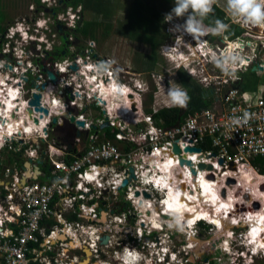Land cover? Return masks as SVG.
<instances>
[{
    "label": "built area",
    "instance_id": "2783aa9c",
    "mask_svg": "<svg viewBox=\"0 0 264 264\" xmlns=\"http://www.w3.org/2000/svg\"><path fill=\"white\" fill-rule=\"evenodd\" d=\"M174 24L179 23L174 19L170 23L166 22L167 33L176 36L178 39L181 36L180 33L169 31ZM247 29L243 35L234 41L228 42L225 37L219 39L218 42L221 40V42L224 41V44H220L221 46L214 45L213 49H210L212 44L209 45L206 41L204 42L205 45L208 44V51L217 54L229 45L238 42L243 45L241 54L246 62L237 68L234 76L225 75L217 68L215 81L208 82V88H213L215 95L220 96L219 107L202 108L184 123L174 127L156 126L152 115L143 110L142 93L144 90L121 81L116 77L114 70H110L109 73H99L100 79L93 81V84L90 81L95 79V75L87 77V80L76 73H71L70 77L59 75V84L69 91L72 98L62 103L64 108L70 109V103L82 108L83 104H79L78 100H84L85 103L86 100H90L96 107L105 111L110 126L114 128L112 132L114 133V141L107 140L96 143L97 138L92 136V144L86 152L75 156L72 160L58 158L52 154H48L47 160L46 154L53 150H50L49 145L47 150L41 147L43 153L38 156L43 155V158L52 164L51 180L47 183L33 180L22 185L20 182L23 176L27 174L26 171H14L13 167L8 166L5 167V172L0 171L4 177L0 178V232L11 230L12 233L8 236L0 235V264H81L87 259L88 252L98 256L110 247L113 236L116 237L121 232L125 234L124 229L129 221L132 225L136 224L137 229L134 237L137 240H143L142 248L148 250L147 259L149 261L157 264H187L182 252L189 253L194 248L189 243V238L192 235L194 238L196 236L201 238L200 231L197 230L198 227L210 225L211 228H214L212 230L213 235L219 231V227L203 219L195 221L191 233L186 232V230L181 233L168 229L167 223L170 219L164 218L168 214L165 210L162 211V208H167V205H164L162 201L168 199V192L166 189L160 191L155 186V180L165 173L160 172L156 175L153 164L159 166V163L154 153H161L162 160L166 162L172 156L178 157L183 168L179 170L180 164L174 167L179 170L177 177L181 172L184 175L185 184L182 183L181 185L184 186L183 192L186 194L189 192L193 195L196 192V184L193 181L195 179L198 181L203 176L216 183L218 180H216L215 175L209 176L215 166L220 167V172L224 173L221 174L218 181V188L236 194L241 187H243L244 193L246 188L250 190L248 183L243 184L239 180V176L245 167L254 169L256 172L257 169L252 165V160L258 157L264 158V90L252 92L251 95L243 83V74L246 71H251L256 61L260 62L259 65L264 71V42H260V45L252 43L251 37L259 34V32H254L252 26L247 27ZM183 36L191 35L185 33ZM191 38L193 39L192 36ZM243 38L250 43L247 45ZM258 38H260L259 41L264 40V36L263 38L258 36ZM27 41L23 38L21 43L25 45L28 43ZM8 50L4 49L5 52ZM203 50L205 51V48H200L202 61L207 57ZM25 54L27 53L23 48L18 49V55L21 59ZM80 59L82 58H75L78 63L81 62ZM207 60H211V57L208 56ZM21 61L23 62V60ZM90 61L92 60L88 59L87 64L84 65L86 68H89V65L93 66ZM24 63L26 66L16 65L13 69L6 71V79L3 82L5 85H8L12 80L19 81L26 86L32 85L31 80L36 77H38V82H45L47 79L42 69L43 66L57 73L52 63L40 54ZM57 66L60 64L55 63V67ZM79 71L80 74L86 73V70L82 68ZM26 77L28 80H25ZM108 77L109 80L106 81ZM114 79L122 86H127L126 94L117 95L113 91ZM50 83L51 81H48V84ZM141 84L144 85V83ZM242 85H245L244 89ZM30 93L29 89L24 90L23 107L28 104L33 94ZM130 94H133L134 98L130 97ZM4 97L6 96L4 95ZM53 100L54 102L57 101L54 98ZM58 100L60 101V99ZM135 102L136 110L133 109ZM0 109L6 113L5 116L9 115V110L1 105ZM35 117H38V113H34L32 117L29 116L32 124L30 134H17L15 132L11 136L5 135L3 147L6 146V151H20L22 149L20 145H23L26 147L22 151L25 152L26 150L31 155H35V152H41L35 145L33 146V138L36 137L39 142L48 141L50 134L45 131V126L47 128H52V126L49 125L50 119L46 120L49 121L48 123L42 122L40 119V123H36ZM76 118L86 122L85 126L74 125L80 129L90 130L94 124L89 122L90 120L87 121L83 114L77 115ZM235 120L240 122L234 123ZM131 125L135 127L133 128ZM0 126L2 125L0 124ZM117 142H121L123 146L130 144L132 147L122 150ZM174 143L179 145L180 155L173 152ZM205 146H211L212 150L204 149ZM188 147L201 148L202 152H186ZM213 153L215 157L207 156ZM192 156H195L196 160H192ZM180 157L183 159L186 157L188 161L193 163V167L198 171L196 175L193 173L192 167L182 164ZM219 158L224 159V164L219 163ZM202 164L213 167L201 169L200 165ZM233 165H236L238 170H235ZM132 167L135 169L136 178H132L126 186H123L124 181L131 176ZM185 167L191 169L193 176L189 174L193 185L186 183V176L183 172V169L186 170ZM93 168L96 169V173H93ZM200 170H203L204 173ZM146 174L152 182L145 183ZM259 175L261 174L259 173ZM16 176H19L17 180ZM91 176H95V178L89 179ZM223 179H225L224 182ZM230 179H235L236 184L229 185ZM260 184L263 187L264 181H261ZM4 188L7 189V192ZM137 191H140L141 194L137 195ZM146 193L150 196H146ZM130 196L134 199H143L145 202H153V206L148 209L147 207L139 209L134 205L133 199L129 198ZM186 200L188 199L186 198ZM120 201H125L129 209L123 211L121 206L117 207ZM243 202V204L238 205L240 208L234 212V215L236 212L239 213L240 219L241 215L246 214L250 207L254 209L253 212L257 216L264 209V197L262 202L260 199H254L250 204L244 199ZM256 202L261 203L260 209L254 207ZM60 205L74 211L78 221L71 222L66 219L64 214L58 211ZM210 206L212 207L211 204ZM149 212L151 213L149 214ZM156 224H160L162 228L155 227ZM242 224L243 221L240 225ZM240 225L234 224L230 230L232 235L226 236V239H222V236L214 238L215 243L219 240L222 241L217 246V249H220L222 253L230 251L233 245L232 241L236 236V228ZM245 225L247 226L246 233L249 234L251 226ZM178 234L189 236V244L175 250L176 246L184 241L178 240ZM241 235L243 233L238 234V238L242 240L243 237H239ZM105 236H110L108 243L103 241ZM148 236L149 239L147 240ZM226 244L229 251H225ZM239 247L240 245L238 249ZM244 255L243 251L236 254L231 264H250V262L256 264V261L264 260V252L262 253L263 257H259V254L249 253V262V259L247 262L243 260L246 257ZM262 263L263 261L259 264ZM102 264L108 263L102 262Z\"/></svg>",
    "mask_w": 264,
    "mask_h": 264
},
{
    "label": "clouds",
    "instance_id": "9594fccd",
    "mask_svg": "<svg viewBox=\"0 0 264 264\" xmlns=\"http://www.w3.org/2000/svg\"><path fill=\"white\" fill-rule=\"evenodd\" d=\"M216 3V0H174V6L171 8V10L164 15L165 22L170 23L173 21L174 18H181L186 17L184 22L182 24H174L170 27L169 31L174 33H180L181 36L174 41V44L172 46H164L162 48V54H165L167 57H169L172 61L176 63L177 68L180 66V62L185 60V57L180 54V46L184 43L183 41V35L185 33L190 34L193 37V41L197 46L199 45L201 48H203L204 40L202 41L200 37L211 34V35H218L222 36L228 29L229 25L224 23L220 19H216L214 21L215 26L214 27H206L203 23L204 18H206L210 13L213 12V4ZM43 4L48 6H55L56 0H53L51 4H48V0H45ZM227 4V12L230 14V20L231 18L235 20L238 23H241L245 27L255 26L261 29H264V0H226ZM71 7H73V12H70L71 15L78 16V12L76 13L75 7L73 4H71ZM80 8L82 6L80 5ZM80 15V14H79ZM74 16V17H75ZM39 17V15H38ZM41 18L37 19V23H40ZM13 35L17 36L18 39L22 37L24 39H27L28 44L35 41L34 36H30V31L27 30L24 25H18V28H15L13 30ZM174 36V35H173ZM191 36H188L191 38ZM176 37V36H175ZM30 42V43H29ZM264 42V40H262ZM206 47V46H205ZM239 49V51H238ZM243 50V45L240 43H233L229 45V47L223 49L220 51L219 54L216 52H211V63L214 64L215 67L219 68L222 73L228 76H234L236 74L237 68L241 66V64L245 63L243 55L241 54ZM5 54V53H4ZM260 57V56H259ZM15 58V57H14ZM76 61V60H74ZM90 61V63L93 65L91 69L86 68L85 61L81 63H77L79 65H83L82 69L86 70V73L84 74L83 78L87 80V77L95 75V79L91 80L90 83L93 84V81L97 80V75L99 73H109L111 69V64L115 63V61H101L96 62ZM257 62V61H256ZM55 63H59L60 66H57V76L58 80L56 83H54L52 80H50L47 76L46 78V87L45 89H41L43 83L38 82V77H36L35 83H32V85L26 86L25 84L12 80L8 85H5L4 79H6V71L10 70L11 67L9 65L5 66V59H0V105L3 106L5 109L9 110V115L5 116L6 113L3 112L2 109H0V147H3L4 144V136H5V127L7 129L6 136H11L13 134L12 132L15 130L14 126L16 122H20L19 125L22 126V133L23 134H30L31 132V120L29 118V115L26 114L25 107H23V99L25 97L24 90L29 89L32 93H40L42 94V99H45L43 101V105L47 106L49 108V105H52L49 110V116H44V118H41V112L39 111L38 119H40L42 122L48 123L49 121H46L50 119L53 115L52 110L56 111L59 109L60 111L57 114H61L63 111V104L57 100L54 102L53 98L56 99V97H48L47 91L53 90V87L60 85L59 84V75H63L67 71V68L64 63H60L59 61H55L52 63V65L55 67ZM99 63V64H98ZM260 64V62H257ZM87 64V63H86ZM98 64V65H96ZM254 66V65H253ZM3 67H9L6 69H3ZM81 69V68H80ZM89 69V70H88ZM89 71V72H88ZM251 71H246V73H250ZM245 73V74H246ZM264 73V71L262 72ZM116 77L117 73L115 72ZM257 74V73H255ZM46 75V74H45ZM25 80H28L27 77ZM109 80V77L106 81ZM48 81H51L50 84H48ZM55 84V86H54ZM137 87L140 88L142 91L146 90V86L141 84L140 82H137ZM34 90V91H33ZM37 90H40L38 92ZM113 91L117 95H124L127 92V86H122L117 80L114 79L113 82ZM4 92L6 94H4ZM45 92V95H44ZM4 95L6 97H4ZM167 96L169 98L170 107H181L184 108L187 106L188 101L190 100V97L188 96V93L186 90L182 89L179 86H172L169 87L167 90ZM11 103H14V106L12 107ZM56 105V109H52ZM12 107V108H11ZM70 110L65 109V112H69ZM34 113H37L36 111ZM70 113V112H69ZM64 114V113H63ZM72 115V113H71ZM245 116H247V113H245ZM35 119V118H34ZM40 120H38L40 123ZM239 120H235L234 123H239ZM94 123L93 125H95ZM75 125V123H74ZM18 127V126H15ZM46 127V126H45ZM19 134V133H17ZM182 147H184L182 145ZM6 152V146L3 147ZM2 149H0L1 151ZM12 151V150H11ZM16 152V151H13ZM155 155L159 156V152L155 153ZM192 160H196L195 156L191 157ZM2 161V159H0ZM176 162L172 159H169L168 162L163 166L165 172L168 174L165 176H162L155 180V186L158 190L163 191L164 189H168V199H165L162 201L164 205H167L166 212L168 216L170 217L169 222L167 223V227L169 230H175L176 232L183 233L186 229V227H192L195 223V221L192 220H186L184 213L182 209L185 207L184 204L180 203V197L184 195L178 187L177 184L178 181H175L173 179L172 184L169 185V179L172 178L171 173L168 171L171 169ZM5 165V164H4ZM7 165H5L6 167ZM238 170V169H237ZM1 171V170H0ZM93 173H96V169L93 168ZM187 175V174H186ZM259 175V174H258ZM95 176L89 177V179H94ZM152 182L148 177L147 174L145 175V183ZM205 192L210 191V186L208 184L203 185ZM130 199H133V203L136 207L139 209L142 208H151L153 202H145L143 199H134L132 196L129 197ZM189 199H195V197H189ZM217 197L213 195L212 197V204L213 205L216 201ZM220 202V201H219ZM218 202V203H219ZM228 206L221 204L219 207H217L216 211L219 213L221 209H226ZM164 216V215H163ZM165 218V217H164ZM243 220V223L251 225V230L248 233H244L245 235L242 238V241L240 242L241 245L239 248L245 249L243 252L245 255L249 256V253L252 252L253 255L260 254L264 252V239L260 237V233L264 232V215H252L248 214L246 217L241 218ZM240 221L233 220V224H237ZM155 227L159 228L160 225L156 224ZM11 230H7L4 232H0V235L8 236L11 235ZM232 233H229V236H231ZM225 251H229L227 244L225 245ZM239 253V252H238ZM237 253V254H238ZM236 254V253H235ZM247 256L245 258H247ZM132 257V253L129 252L125 257L118 256V259H128ZM140 259H142V256L140 253H136L135 255V261L138 262ZM173 259H175V256H173ZM251 264V262H250Z\"/></svg>",
    "mask_w": 264,
    "mask_h": 264
},
{
    "label": "flooded vegetation",
    "instance_id": "af4514ba",
    "mask_svg": "<svg viewBox=\"0 0 264 264\" xmlns=\"http://www.w3.org/2000/svg\"><path fill=\"white\" fill-rule=\"evenodd\" d=\"M71 2L72 0H56L55 6L54 5L48 6L50 8L42 9L44 13L43 15L39 14V17H38V15L36 16L37 12L42 11V10L40 11V6L41 8L46 7V5L43 4V2L41 1L39 6L37 5L35 7V15L32 18L24 16V17H20V18L18 17V18L13 19L15 15H13L12 11H16V12L19 11L21 6H23V3H21V0H4V6L6 4H9V6L6 5V8H7L6 12H8L9 16L11 17L7 18V16L4 15L3 16L4 18H2V20L0 21V59H5V63L11 66V69H13L16 65L26 66V64L24 63L26 60L34 59L35 55L40 54V55L45 56V59L47 61H50L51 63H54L55 61L64 63L66 68L68 69L65 72L67 74H69L72 71L71 69L68 68V66L73 64L75 58L77 57H81L83 61H88V59L92 61L98 60L99 62L115 61V63L111 64V69H113L117 73L118 79H120L123 82L129 83V85L134 86L135 88H138L137 82H140V83H143V82H141L138 77H137V82L133 81V76L136 72L135 70L131 72L130 70L132 69L130 67H125L126 68L125 69L121 64L116 62V59L113 55L108 56L105 53H103V47L98 49V51L95 50L93 45L95 41L99 39V36H102L107 40V38L105 37L106 34L102 30L104 23L102 21L99 22V20H102V17H99V16L97 17L96 21H97L98 27L94 29L93 33H92V29H90L88 33H84V34L83 32H81V30L78 29V24H79V27H81V25L84 24L86 20L85 15H84L85 13L82 15L78 14L79 17H82L80 21L78 20V16L73 17L67 11L65 12L66 14L64 16L66 19L61 18L60 13L62 11H65L67 6L71 7V4H72ZM214 7H216L220 11V14H217L218 17L225 15V19L227 18L230 19L231 16L226 10L227 9L226 0H216V3L213 4V9H215ZM48 13L50 16L47 15ZM210 14L214 15L215 11H213V13H210ZM38 18H41L40 23L39 22L37 23ZM233 21L235 20H233L232 18L230 21H228L229 27L231 26L233 27V25H236L237 27H234V28H238L244 31L248 30L247 27L243 26L241 23L237 22V24H235ZM203 23L204 25H206L204 21ZM18 25H24V27L30 31V36H34L36 40L30 44L27 43L23 45L21 43L22 37L18 39L17 36H13L12 34L13 30L15 28H18ZM207 26L213 27V26H210L209 24H207ZM252 27L254 28L253 31L256 33L259 32V30H264V29H261L255 26H252ZM114 28L115 27H112L111 29H114ZM93 34H96V36L92 37ZM262 34H264V32ZM257 35L261 36L259 34ZM257 35H253L251 37L252 40L251 39L250 40L252 41V43L260 45V42H258L260 38H258ZM168 36L171 37L170 35ZM127 39L130 40L129 37H126V40ZM229 39L230 38L228 37V40ZM235 39H233V41ZM58 40L60 41V45L56 46V41ZM243 40L247 42V45L248 43H250L245 38H243ZM53 41L55 42L54 44H53ZM221 43L222 42L220 40L219 44ZM195 46L197 47V44H195ZM16 48L18 49L23 48V50H25L27 54H25L24 57L21 59V57H19L18 55V49ZM127 48L134 50L135 53L138 50H141V46L139 45V42L130 43L129 45H125L123 50L126 51ZM4 49H9V50L5 52ZM158 49H159L158 50V54H159L161 50L160 48ZM147 50L150 51L148 48ZM198 51L200 52V49H198ZM4 53L5 55H3ZM187 53L189 52H186V55ZM14 56L16 59H14ZM21 60H23V62ZM6 68H9V67H3V69H6ZM54 68H56V71L58 70L57 67H54ZM150 71L152 72L153 69H151ZM154 74H158L157 71H155ZM55 90H58L59 95L63 97L65 102L66 100L72 99L70 97L69 91L64 90L61 85H57L53 87V90L51 91L50 94H54ZM43 101L44 99H42V102ZM70 105L74 111L79 112L80 110V113L91 105H93L95 108H98L94 105V103L89 104L87 102L83 105L82 108L79 105L78 106L80 108L77 105H73L71 103ZM66 118H67L66 116L62 117V123L59 122L61 123V126L59 127V129L60 128L63 129V137L68 141L74 135L73 129L71 130L69 128V125L73 128L74 123L70 122ZM50 124H52V120L50 121ZM62 124L64 125L68 124V125L66 127V126H63ZM25 147L26 146L20 145V148L22 149H24ZM2 150H4V148H2ZM23 154L25 155L24 151H23ZM19 158H20V155H19ZM119 206L122 207L123 211H126V209L127 210L129 209L125 201H120L117 207ZM136 229H137L136 224L134 223L132 225L131 221H129L127 223V227L124 229L125 234L121 232V233H118L116 237L113 236L111 239L112 243L110 247L107 248L106 251H103L98 256L94 254L89 255V252H88L87 259L82 261L81 263L87 262V264L89 263L102 264V262H107L108 264H157L147 259L148 250L142 248L143 240H137L134 237V233L136 232ZM203 234L204 233L200 232L201 238H203ZM148 239H149V236L147 237V240ZM213 243H215V241L212 242L211 244H208L209 247L206 248L204 252H200L199 254H197L196 257L194 254H192L193 251L189 253H186L183 251L182 256L187 260V264H218L216 261H219V260L215 259L213 255L214 253H216V250H213ZM187 244H189L188 240H184L181 244L176 246L175 250H178L177 248L180 249V247L185 246ZM196 245L199 246V243H197ZM129 252L132 253L131 258L118 259V256L125 257L127 253ZM137 252L140 253L142 256V259H140L138 262L135 261V255Z\"/></svg>",
    "mask_w": 264,
    "mask_h": 264
},
{
    "label": "rangeland",
    "instance_id": "374dc122",
    "mask_svg": "<svg viewBox=\"0 0 264 264\" xmlns=\"http://www.w3.org/2000/svg\"><path fill=\"white\" fill-rule=\"evenodd\" d=\"M41 1L45 2V0H41ZM52 1L53 0H48V4H51ZM133 1H136V0H107V2L104 3V4H106L105 6L108 5L107 9H108L109 16L107 15L105 18L102 17L103 19L99 20V22L102 21L104 23L102 30L104 32H106L105 37L107 38V40L104 37L99 36V39L96 40L94 45H93L96 51H98V49L103 47V53H105L108 56L113 55L115 57L117 63L121 64L124 68L130 67L132 69V70H130L131 72H133L137 68L138 69H149V68L153 67V65L150 63V61H151V55H150L151 53L150 52L151 51H148L147 48L144 47L145 43L149 42L150 39L144 41V40L139 39L138 35L133 34V38H130V40H128V39L126 40V37L121 35V32L125 33L126 30L128 29V27L131 25V21L128 18H126L127 12H134V10L137 9L136 6H133L134 5ZM149 1H151V2L148 4H151L152 2L155 3L156 0H149ZM171 1L172 0L166 1L167 4H169V5H167V8L169 10H171V8L174 6ZM21 3H23V6H21L19 11H17V12L12 11L13 15H15L13 17V19L18 18V17L19 18L24 17V16L32 18L35 15V7L37 6V4L33 0H21ZM6 5L9 6V4H6ZM6 5L4 6V0H0V18H1V15L2 16L5 15V16H7V18L11 17V16H9L8 12H6L7 11ZM159 5L160 4L156 3V6H159ZM163 5H164V3L161 4V6H163ZM47 8H50V7L41 8V6H40V11L42 9H47ZM140 8H141V5H140ZM82 10L83 9L80 8V5H79L77 8H75L74 11L76 13L78 12V14H80V12ZM141 10H142V8H141ZM66 11L68 13L73 12V7L67 6L66 10L62 11L60 13L61 18L66 19L64 17L66 14L65 13ZM43 13H44L43 10L41 12H37L36 16L39 14L43 15ZM47 15H49V13ZM84 15H85L86 20H90V19L94 20V19H97V17L99 16V15L96 16L94 14H90L87 16L86 13ZM81 19H82V17L78 16V20L80 21ZM185 19H186V17L174 18V20L177 21V23L180 22L181 24L184 22ZM149 20H150V18H149ZM112 22H113V25H115V26L117 25L115 27V29H111L112 28L111 27ZM233 22L235 24H237L236 21H233ZM97 27H98V24H97V21L95 20L94 27H92V33L94 32V29H96ZM165 32H167V28H166ZM259 32H264V30H259ZM163 35H164L163 37L161 35L159 36V38L161 39L160 50H162V48L164 46H172L174 44V41L176 40V38L169 39V37L166 36L165 33ZM263 36H264V34L261 35L262 38H263ZM159 40L156 39L154 42H157ZM127 41H129V42H127ZM183 41H184V43L181 45V48L179 49V51H180V54L185 57V60H184L185 66L182 65L181 68L178 69L176 66V63L174 61H172L169 57H167L165 54H162V51H161V52H159L158 63L156 66L157 67L156 70H157L158 74H153V73H152V75L150 74L151 75L150 79L153 82L155 81V79L159 78L157 80L158 83H153L155 86L158 87L157 93L159 94V97H158L159 102H158L157 108L164 107L165 105L169 107L170 101H169V98L165 95H167V90L169 89V87L175 86V84L171 82V79L173 77H176V75L180 71H182V70L186 71L191 77L196 78V77H198V74L196 72H194L193 69H198V71L202 70L204 68H207V67H210L211 70L217 69V67H215L213 63L211 64V66H208V62H211V60H207V58H205V60H203V61L201 60V59H203V57H201V53L198 51V48L195 46V42L193 41L192 38L183 36ZM137 42H139V45L141 46V50H138L136 53L134 52V50L129 49V48H127L126 51L123 50L125 45H129L130 43H137ZM54 43L55 42L53 41V44ZM53 44H51V45H53ZM59 45H60V41L58 40V41H56V46H59ZM128 49H129V51H128ZM182 51L185 52V54H186V52H189V53H187L188 57L186 55H183ZM80 60H81V62H83V59H80ZM182 63H183V61L180 62V64H182ZM186 64H189V65H186ZM82 66L83 65H80V68L84 67V66L83 67ZM44 77H45V75H44ZM135 77H136V75L134 74L133 78H135ZM256 78L259 79V83H260L257 86V91H263L264 90V73H262V72L257 73ZM39 82L42 83L43 81H39ZM109 89H111V88H109ZM37 91L40 92V90H37ZM248 92L252 95L251 91H248ZM30 94H32V92ZM142 98H144V97H142ZM144 100H145V98H144ZM144 100H143V102H144ZM51 106L52 105H49V109ZM55 107H56V105H55ZM91 107L95 108L93 105H91ZM57 111L58 110H56L55 112H51V113H53V114L56 113L55 115H57V113L59 112V111L58 112ZM98 111H99V113H96L93 110L92 115H93L94 119L104 118V114H103L102 110L98 109ZM37 113L39 114V111H37ZM63 116H64L63 114H61L59 116V122H61V123H62V117ZM52 117H53V115H52ZM52 117L50 118V121L52 120ZM93 122L97 123L96 121H93ZM49 125H51V124H49ZM57 130H59V129H57ZM45 131H47L51 135L52 128L49 127ZM93 132H95V131L93 130L92 133ZM9 155L16 159L15 152L10 151ZM14 164H16V161L12 160L11 165L13 166ZM5 165H7V164H5ZM48 167H45V169H48ZM245 169L247 170L248 168L245 167ZM252 170L254 171V169H252ZM43 180H46V179H43ZM224 180L225 179H223V182H224ZM243 180L244 179L241 180L243 184L247 183ZM256 195L258 196L257 198L260 199L259 198L260 197L259 191H256ZM204 208H207L205 210L211 209L210 207L208 208V206H205ZM216 209H217V207H215L214 209L212 207V209H211L212 212H214V215L217 214ZM232 209L238 210L237 207L236 208H234V207L228 208L227 207L226 209H221V211H224L221 214H225L226 212L231 213ZM232 219L233 220L237 219V213H236V215L232 214ZM243 224L236 228V236L234 238V241H232L233 245L231 246L230 251L228 253H222V251L220 249H217V250L215 249L216 253H214L213 255H214L215 259L219 260V261H216L218 264H231V262L234 261L233 259L238 252H241L243 250L245 251V249H241V248L238 249V246L241 245V243H239V242L242 241L240 238H238V234H242V233L244 234L247 231V229H246L247 226L243 225ZM216 225H218V224H216ZM227 227L228 228L226 230L230 231L231 230L230 228H233L234 226L231 223ZM186 228H189L191 230V227H186ZM213 229L214 228H211L210 225H201L198 227L197 230L204 233V234H203V238H199L197 236H196V238L193 237V239L195 241L194 242L195 247L192 249V251H193L192 254H194L195 257L200 252H204V250H206V248L209 247L208 244L214 242V235L212 233ZM228 234H229V232H227V233L221 232L220 236H222V239H226V236ZM244 236L245 235H241L239 237L242 238ZM188 237L189 236H185L183 234H178V240L179 241L188 240ZM197 243H200V245L197 246L196 245ZM262 253L259 254V257L260 256L263 257ZM244 256H247V254ZM248 259H249V256H247V259L244 258L243 260L245 262H247ZM249 261H250V259L248 260V262ZM262 261H263L262 264H264V260H258V261H256V264H259ZM240 264H242V263H240Z\"/></svg>",
    "mask_w": 264,
    "mask_h": 264
},
{
    "label": "crops",
    "instance_id": "0c3cea01",
    "mask_svg": "<svg viewBox=\"0 0 264 264\" xmlns=\"http://www.w3.org/2000/svg\"><path fill=\"white\" fill-rule=\"evenodd\" d=\"M205 26L208 27L207 25H205ZM168 35H170L171 37H169ZM167 36L169 37V39L175 38V36H173V35H171L169 33H167ZM224 37L228 39L229 36L226 33H224L222 36L208 34V35L202 36L200 38H201L202 41L203 40L206 41L209 45L212 44L211 47H210V49H213L212 47L214 45L221 46L219 44L218 40L221 39V38H224ZM232 40L233 39L230 38L228 40V42L229 41H232ZM258 42H262V41H258ZM148 44L149 43H145L144 47H147ZM208 44L205 45V43H204V45L206 47L205 46L203 47V49L205 48V51L204 50L203 51L206 53L205 55L207 57L211 53L210 51H208V48H209L208 47ZM221 44H224V41ZM160 47H161V45L159 46V48ZM180 48H181V46H180ZM197 48L200 49L201 47L198 45ZM183 55H186V54L183 52ZM183 63L180 64V66L178 67V69H180L182 65L185 66V61H183ZM211 64H212L211 62H208V66H211ZM186 65H189V64H186ZM156 66H155V68H153V71L152 72L149 71V69H138V68L135 69V71H136L135 72L136 77L133 78V81L134 82H137V76H138L139 80L141 82H143L144 85L146 86V90H144V92L142 93V95H143L142 97L145 98V100L143 98V100H144V102H143L144 103L143 110H144V112H146L145 111V108L152 110V112H146V113L152 115L154 124L156 126H159L156 123V120H155V118L153 116V114L156 113L159 110V108H157V105H158V102H159L158 101L159 94L157 93L158 87L155 86L153 83H158L157 80L159 78L158 79H155L154 82L150 79L152 73L154 74V72L157 71L156 70V68H157ZM143 70H145V71H143ZM193 70H194V72H196L198 74V77H196V78L195 77H191V78L193 79L194 82H196L197 84H199L201 86V88L203 90V95H205V97L207 99L206 101L209 102V108L219 107L220 106L219 105L220 104L219 103V97L220 96L215 95V90L212 88V86H210V88H212V89H209L208 88V85H209L208 82L209 81H212V82L215 81L216 70H211L210 67L204 68V69L199 70V71H198V69H193ZM137 73H138V75H137ZM171 82L174 83L175 86L181 87L180 84H179V82L177 81V75H176V77H173L171 79ZM248 91L256 92L257 91V88H256V90H248ZM50 93H51V90L47 91L48 97L49 96L50 97H55L56 96V99L57 100L60 99L61 103L65 102L64 99H63V97L59 95L58 90H55V93L54 94H50ZM151 94L153 95V99L149 98ZM44 95H45V92H44ZM165 96H167V95H165ZM44 101H45V99H44ZM86 101H87V103L92 104V102L90 100H86ZM78 102H79V104H83V105L85 104V101L84 100H81V99L78 100ZM166 107L167 108H171L170 106L168 107V106L165 105L164 107H161L160 109H164ZM179 108L180 109H183L181 107H179ZM98 109H100V108H93V107L89 106L84 111H82L81 113H80V110H79V112L72 110V114H75V116H77L79 114L80 115L83 114L84 115V118H86L87 121L90 120L89 122H91V123L93 121H96L97 123L95 125H97L99 127L102 123H104L106 120H108L107 119L108 117L105 116L106 113L104 111H102L103 114H104V118L94 119V117L92 115V112L94 110V112L99 113ZM70 110H71V108H70ZM21 122L22 121L16 122L15 123V126H19V123H21ZM62 125L67 127L68 124H65V125L62 124ZM54 127H56V125H53L52 130L54 129ZM69 128L71 130L73 129L74 135L68 141L63 137V129L60 128L59 130H57L58 132L57 131H52L51 132L50 139L48 141L39 142L36 139V137H34L33 138V140H34L33 144L35 145L36 148H41L42 147V148H45L46 150L48 149V145L50 146V148H51L50 150H53V151H50V152H48L46 154L47 160H48V157H49L50 154H52L53 156H56L58 158L72 160L75 156H78V155H80L82 153L84 154L86 152V150L92 144V140H91V137L92 136L97 138L96 143L102 142V141H107V140L112 141L114 139L113 136L112 137L109 136V133L112 134L113 129H114L111 126H107V127H104V128H99L98 131H95L93 133H92V131H93L92 126H91L90 130H88V129H80L79 127H75V126L72 128L70 125H69ZM117 143L119 144V146H120V148L122 150H127V149H129V148L132 147V145H130V144H126L125 146H123V144L121 142H117ZM15 145H16V143H15ZM9 152L10 151H6L5 152V150L0 151V159H2V162L4 164H7L8 167H13L16 171L17 170H19V171H26L23 168V165L25 164V162L27 161V159L23 160V159L19 158V154H16V156H15L16 159H15L14 157H12V156L9 155ZM40 153H43V152L42 151L41 152H35V155L38 156ZM12 160L16 161V164H14L13 166L11 165ZM27 167H28V171H26V172H27L28 175H35V174H37V176H39L37 179H32V178L29 179L28 182L29 181H33V180H36V181H39V182L47 183L48 181L51 180V177H50L51 176L50 175L51 163H50L48 169L43 168L42 171H41V169L37 165H36V168L33 167L31 164H28ZM34 170H35V172H34ZM18 177L19 176H16V180H17ZM0 178H4L3 177V174H1V173H0ZM43 179H46V180H43ZM179 179H180V177H179ZM4 190H5V188H4ZM5 191L7 192V189ZM58 211L62 212L64 214V217L66 219H68L69 221H71V222L72 221H78L77 220V217H76V215L74 213V211H71V209H67V208L63 207L62 205H60L58 207ZM243 225H245V223Z\"/></svg>",
    "mask_w": 264,
    "mask_h": 264
},
{
    "label": "trees",
    "instance_id": "16d2710c",
    "mask_svg": "<svg viewBox=\"0 0 264 264\" xmlns=\"http://www.w3.org/2000/svg\"><path fill=\"white\" fill-rule=\"evenodd\" d=\"M39 4L41 3V0H33ZM168 0H156L155 3H150L149 0H136L133 1L134 5L137 9L134 10V12H127L126 18H128L131 21V25L128 27L125 33L121 32L122 36L133 38V34L138 35L139 39L141 40H149V43L147 45V48L151 51V61L150 63L153 65V67L149 68V71L158 63V48L161 45V39L159 36H164L163 34L167 36L166 31V22L164 20V15L168 13L170 10L167 8V2ZM107 2V0H72V4L75 8H77L79 5L82 6V11L80 14L86 13L87 16L90 14L99 15V17L105 18L108 13V5L105 6L104 4ZM174 5V0L171 1ZM156 3L160 4L159 6H156ZM161 6V4H163ZM141 5V8H140ZM213 11H215V14H209L206 18H204L205 24H209L210 26H215L214 21L216 19L222 20L224 23L228 24L230 19H225V15H222L221 17H218L217 14H220V11L214 7ZM168 11V12H167ZM213 13V12H212ZM216 15V16H215ZM214 16V17H213ZM150 20H149V18ZM4 18L1 15L0 21ZM102 18V19H103ZM96 19H90L85 20L84 24L79 27L78 29L81 30V32L88 33L90 29H92ZM92 26V27H91ZM112 27H116L113 25ZM119 27V26H118ZM237 27L236 25H233V27H229V29L225 32L229 38L235 39L241 35L240 29L234 28ZM115 29V28H114ZM164 32V33H163ZM106 34V32H104ZM96 34H93L92 37H95ZM159 40L157 42H154L155 40ZM255 73H246L243 74L244 81L246 85V90H256L257 86L260 84L259 79L256 78ZM177 81L179 82L182 89L186 90L188 93V96L190 97V100L187 103V106L183 109H180L179 107H171V108H164L160 109L153 114L156 123L159 125V127L166 128V127H174L177 124L184 123L189 117H191L196 111L201 110L202 108H208L209 102H207L205 95H203V90L199 84L193 81L191 76L186 71H180L177 74ZM153 99V95L151 94L150 97ZM146 112H152L150 109H146ZM109 136L114 137V133H109ZM206 150H212L211 146H205ZM252 165L257 168L259 173L261 175H264V158L258 157L252 160Z\"/></svg>",
    "mask_w": 264,
    "mask_h": 264
},
{
    "label": "bare ground",
    "instance_id": "6f19581e",
    "mask_svg": "<svg viewBox=\"0 0 264 264\" xmlns=\"http://www.w3.org/2000/svg\"><path fill=\"white\" fill-rule=\"evenodd\" d=\"M259 34L262 35V32H259ZM89 69L92 68L91 65L88 66ZM88 69V70H89ZM109 89V88H108ZM6 94V93H4ZM12 107L14 106V103H11ZM11 107V108H12ZM4 128V131H5V135L7 134V129L5 127ZM14 130L12 133H22V126L19 125L18 127H15L14 126ZM5 137V136H4ZM157 153V152H155ZM154 153V155H155ZM155 157L158 158V163H159V166H157L156 164H153V169L156 171V175L159 174L160 172L162 173H165L163 174L162 176H165L167 175L168 173L165 172L163 166L167 163L166 161H163L162 160V154L159 153V156L155 155ZM172 160H174L176 163L174 164V166H177L178 164L181 165L178 157H174L172 156L171 157ZM173 166V167H174ZM171 168L169 169L168 171L171 173V176L172 178L169 179V185L172 184V181L173 179L175 181H178L179 183L177 184V187L178 189L184 193V195H182L180 197V203L184 204L185 207L182 209L183 213H184V216L186 218V220H192V221H196V220H208L210 223H212L213 225L215 226H218L219 228V231L215 232L214 234V238L217 237V236H220V233L223 232V233H231V231H228L226 230L231 223L233 221L232 219V214H234V212L236 211L232 209V212L229 213V212H226L225 214H221L222 212L224 211H221L217 214L214 215V212H212V207L213 209L215 207H219L221 204H224V205H227L228 208H231V207H234V208H240L238 207L239 204H243V199L246 200L249 204L251 203L252 200L254 199H258L257 195H256V191H259V194H260V201L262 202L263 201V197H264V191L261 190V184L259 185L258 183H260L261 181H264V177H261L262 175H258L256 172H254L251 168H248L247 170L246 169H242L241 170V174L239 176V180L241 181L242 179H244L243 181L247 182L248 184V187L250 188V190H248L247 188L244 190L245 193L242 191L243 187H241L238 191V193L236 194L235 192L234 193H231V192H226V196L222 195L224 189L223 188H218L217 184H218V181L221 177V174H224L223 172H220V167H213V169L211 170V175L209 176H214L216 177V180H218L216 183H213L211 182L210 180L206 179L204 176L199 178V180L197 181V179H195L193 182L196 184V192L192 195L190 194L189 192L186 194V192H183L184 190V186L181 185L182 183L185 184V181H184V175L183 173L181 172V174L178 175L177 177V172L182 169V165L181 167L179 168V170L177 168ZM185 169H183V172L186 176V183H188L189 185H193L194 183L192 182V179L190 177V174L192 175V172H191V169L190 167H185ZM202 173H204L203 170H200ZM199 171V172H200ZM190 173V174H189ZM187 174V175H186ZM27 175V174H26ZM193 176V175H192ZM180 177V179H179ZM22 182V181H21ZM20 182V183H21ZM242 182V181H241ZM22 184V183H21ZM204 184H208L210 187V191L208 192H205L204 190V187L203 185ZM217 186V187H216ZM167 192H168V189H166ZM261 191V192H260ZM263 192V193H262ZM250 193V201L247 200V197L245 196L246 194ZM187 195V196H186ZM213 195H215L217 197L215 203L212 205V207L210 206V204H212V197ZM189 197H195V199H189ZM186 198L188 200H186ZM219 201H221L220 203H218ZM260 203V202H259ZM261 204V203H260ZM153 206V204H152ZM205 206H208V208L210 207L211 209L210 210H205L207 208H204ZM247 207V206H246ZM186 208V209H185ZM248 208V207H247ZM148 209V208H147ZM249 211H247L246 214H242L241 215V218L242 217H246L248 214H252V215H255V213L253 212L254 209L252 207L248 208ZM163 210H166V208H162V211ZM148 213V211H147ZM237 213V212H236ZM259 215H264V209L262 212H260L258 214ZM240 220L239 223L235 224V225H240L241 222L243 220L240 219V216H239V213H237V219H234V220ZM238 220V221H239ZM218 224V225H216ZM160 225V224H159ZM220 225V226H219ZM234 226V224H233ZM251 226V225H250ZM160 229L162 228L161 225L159 227ZM193 228V226L191 227V229ZM231 229V228H230ZM186 232L188 233H191V230L189 228H186L185 229ZM229 236V234L227 235ZM260 237L262 239H264V233H260ZM194 239H193V235L189 238V243H191L193 246L194 245ZM200 245V243H199ZM89 255H91V252H89ZM87 263V262H86Z\"/></svg>",
    "mask_w": 264,
    "mask_h": 264
},
{
    "label": "water",
    "instance_id": "95a60500",
    "mask_svg": "<svg viewBox=\"0 0 264 264\" xmlns=\"http://www.w3.org/2000/svg\"><path fill=\"white\" fill-rule=\"evenodd\" d=\"M240 32H241V35H243V33L245 32L244 30H241L240 29ZM3 55H5V54H3ZM85 64L87 63V61H85L84 62ZM99 64V63H98ZM98 64H96V65H98ZM5 66H7V64H4ZM9 67H11V66H9ZM68 68L69 69H71L72 71L69 73V74H67V73H63V75L64 76H66V77H70L71 76V73H76L77 75H82V76H84V74H80V71H79V69H80V65L76 62V61H74L73 62V64H71V65H69L68 66ZM43 72H45V74H46V76L50 79V80H52L54 83H56L57 82V80H58V76H57V74L52 70V69H50V68H47L46 66H43ZM68 70V69H67ZM251 72L252 73H261V72H263V68L256 62L255 64H254V66L252 67V69H251ZM97 79H100V75H98L97 76ZM108 79V78H107ZM31 81H33V79L31 80ZM32 83H35V80L32 82ZM68 86V85H67ZM45 87H46V82L44 83V84H42V86H41V89H45ZM242 88L244 89L245 88V85H242ZM64 89V88H63ZM130 96H132V97H134L133 96V94H131ZM41 98H42V94H40V93H33L32 94V96H31V98H30V100H29V102H28V105H27V107H26V109H25V112H26V114L27 115H29L30 117H32L33 116V114H34V112L36 111H40L41 112V115H40V117L41 118H44V116H49V108L47 107V106H44L43 105V103H42V101H41ZM52 109H56V107L54 106ZM72 109V108H71ZM133 109L134 110H136L137 108H136V102L133 104ZM58 111H60L59 109H57ZM70 110V109H69ZM73 110V109H72ZM72 110H70L69 112H65V108H63V111H62V113L61 114H63L64 116H66L67 118L66 119H68L70 122H73V123H75V124H77V125H81V126H85V121H83V120H80V119H77L76 118V116H75V114H72L71 115V113H72ZM57 111V112H58ZM52 112H55L54 110H52ZM105 112V111H104ZM56 113H54L53 114V117H52V126L53 125H56V127H54V129L52 130V131H56L57 129H59V127L61 126V123H59V116L61 115V114H57V115H55ZM39 119L37 118V117H35V119H34V121L36 122V123H38L39 121H38ZM107 126H110V123H109V121L108 120H106L104 123H102L99 127L97 126V125H92V129L94 130V131H98V129L99 128H104V127H107ZM133 128L135 127L134 125H131ZM53 128V127H52ZM47 129V127H45V130ZM20 142H23L22 140H20ZM25 145H28V144H25ZM30 145V144H29ZM28 145V146H29ZM33 146H34V144H33ZM32 146V147H33ZM39 151H41V148H37ZM186 152H190V153H193V152H196V153H201L202 152V149L201 148H190V147H188V148H186V150H185ZM173 152L175 153V154H178V155H180L181 154V149H180V147H179V145L177 144V143H174V146H173ZM25 155L23 154V151H22V149L19 151V152H16L15 154H19L20 155V158L21 159H23V160H25V159H27V161L25 162V164L23 165V168L26 170V171H28V167H27V165L28 164H31L33 167H35L36 168V165L41 169V171H42V169L43 168H45V167H48L49 165H50V163L49 162H47L46 161V159H44L43 157V155L42 156H35V155H31V154H29L28 153V151H26L25 150ZM207 156H211V157H215V154L213 153L212 155H207ZM181 158V157H180ZM181 160H182V164L183 165H185V164H187V165H189L190 167H192V171H193V173L196 175L197 174V169L195 168V167H193V163L191 162V161H188L187 159H186V157L183 159V158H181ZM219 163L220 164H224V159L223 158H219ZM51 167H52V164H51ZM213 166L212 165H205V164H202V165H200V168L201 169H211ZM233 168H235V170H237V167H236V165H233ZM0 170H2V172H5V165H4V163L0 160ZM14 171H16V170H14ZM34 172H35V170H34ZM39 176H37V174H35V175H25L23 178H22V185H24L25 183H27L28 182V180L29 179H37ZM132 178H136V173H135V169H134V167H132L131 168V176L128 178V179H126L125 181H124V184H123V186H126L128 183H129V181L132 179ZM229 185H232V184H236V180L235 179H230L229 180V183H228ZM261 190H263L264 191V185H263V187H261ZM226 192H227V190L225 189L224 191H223V195L224 196H226ZM141 194V192L140 191H137V195H140ZM250 193H248V194H246L245 196L247 197V200L248 201H250V195H249ZM146 196H150V194H148V193H146ZM254 207L256 208V209H260L261 208V204L259 203V202H256L255 203V205H254ZM151 212H149V214H150ZM165 216V215H164ZM165 218L166 219H170V217L169 216H165ZM109 238H110V236H105L104 238H103V241L105 242V243H108V241H109ZM222 241L221 240H219V241H217L216 243H215V245H213V250H215V249H217V246H219V244L221 243ZM81 264H87L86 262H83V263H81Z\"/></svg>",
    "mask_w": 264,
    "mask_h": 264
}]
</instances>
